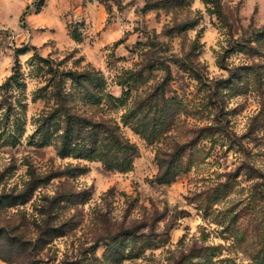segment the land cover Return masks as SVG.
<instances>
[{
	"label": "rangeland",
	"instance_id": "374dc122",
	"mask_svg": "<svg viewBox=\"0 0 264 264\" xmlns=\"http://www.w3.org/2000/svg\"><path fill=\"white\" fill-rule=\"evenodd\" d=\"M263 27L264 0H0V264H264ZM60 80L127 169L59 152Z\"/></svg>",
	"mask_w": 264,
	"mask_h": 264
},
{
	"label": "trees",
	"instance_id": "16d2710c",
	"mask_svg": "<svg viewBox=\"0 0 264 264\" xmlns=\"http://www.w3.org/2000/svg\"><path fill=\"white\" fill-rule=\"evenodd\" d=\"M162 1H168V0H162ZM35 4L37 5L36 7H38L40 2L38 3L36 2ZM27 8H29V5H27ZM26 11L27 9H25L22 14V20L24 24L26 22L24 18ZM186 24H190V23H186ZM262 32L264 33V27L261 28L260 33ZM75 73H76L75 71L71 70L70 72H66L65 75H69L73 79L77 78L79 80H85V79L97 80L90 73H84L83 76H76ZM59 82H61V86L60 83L58 82L56 83V86L58 87V89L56 90V94L60 99L59 101L60 105L56 107V109L58 108V110H60L66 115V123L64 125L61 134V143L59 147V152L64 155L73 151L77 152L78 150V155L85 154L87 156V155H91V153H93L95 150H98L100 155H102L103 157L107 151H113V154H115V152H121L123 154L122 158L119 159L116 163H112L114 161L111 162L107 158L105 159L109 160L110 165H116L121 169H127L131 165V161H132L131 156H132V148L134 147L133 143L127 137L121 134V132L118 130L117 125L112 124L111 122H109V120L96 121L87 114L71 111L69 105L63 102L64 96L62 92L64 90L62 88V80H60ZM97 126L101 127L105 132H107L106 135L102 138L101 142H99V139L96 136L94 137V135H96L95 131L97 129ZM181 148L182 146L178 144L176 146V152L173 151L172 155L178 156L180 154ZM108 156L113 157V155H109V154ZM172 163L173 162L170 163L171 167L173 166ZM158 180L161 182L169 181L171 180V177L169 178V177L160 176ZM36 182L31 181L30 182L31 187L29 186L28 190L32 191ZM24 198L25 197L23 196V200H25ZM38 229H39V235L36 239L37 241L35 244L32 243L30 239H24L23 236L20 238H12L13 240L16 239L15 242H17V248L15 247L16 245L13 243L10 246V250H14V249L17 250V254L19 255L32 254L34 256L33 253L34 249L37 246H40L43 243H45L47 241L45 236L49 234L51 230H56V227L54 226L42 227L38 225ZM27 264H36V261L33 258L30 259V261H27Z\"/></svg>",
	"mask_w": 264,
	"mask_h": 264
},
{
	"label": "crops",
	"instance_id": "0c3cea01",
	"mask_svg": "<svg viewBox=\"0 0 264 264\" xmlns=\"http://www.w3.org/2000/svg\"><path fill=\"white\" fill-rule=\"evenodd\" d=\"M45 20H47V17L39 16L38 18L37 17L34 18V21H31V19H30L29 24H31V26H34L35 23H37V22H43ZM108 29L109 28H106L105 29V32H108L107 31ZM60 36H61L60 33H57V32H55V33H49V32L44 33L43 35L38 36L39 38H36V39L39 40L37 44L44 43L48 39L59 38ZM31 39L34 40L35 38L34 37H31ZM58 41H59V39H58Z\"/></svg>",
	"mask_w": 264,
	"mask_h": 264
}]
</instances>
